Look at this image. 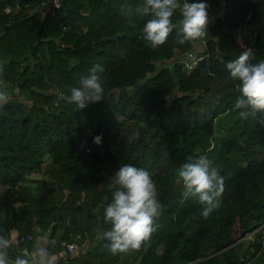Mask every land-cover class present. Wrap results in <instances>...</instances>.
Segmentation results:
<instances>
[{
  "label": "trees",
  "instance_id": "16d2710c",
  "mask_svg": "<svg viewBox=\"0 0 264 264\" xmlns=\"http://www.w3.org/2000/svg\"><path fill=\"white\" fill-rule=\"evenodd\" d=\"M50 2L0 0V90L5 81L13 93L0 108V235L12 241L17 231L7 257L46 237L52 264H264V113L239 116L240 81L226 68L246 49L250 62L264 60V0H179L209 5L205 41L178 43L177 9L156 49L143 33L150 17L135 14L144 0ZM191 50L208 55L188 71ZM95 64L105 69L103 99L78 110L61 93ZM200 155L225 181L207 219L198 197H182L176 174ZM123 165L149 172L161 210L146 246L113 255L104 210ZM70 242L78 253L60 255Z\"/></svg>",
  "mask_w": 264,
  "mask_h": 264
},
{
  "label": "clouds",
  "instance_id": "9594fccd",
  "mask_svg": "<svg viewBox=\"0 0 264 264\" xmlns=\"http://www.w3.org/2000/svg\"><path fill=\"white\" fill-rule=\"evenodd\" d=\"M209 5L205 2L184 3L179 0H144L135 14L150 17L143 26L145 39L153 49L166 43L173 32L172 17L177 9L182 15V26L177 32L178 43L202 42L207 36L209 24ZM124 14L133 23V10L123 6ZM252 50H244L237 59L226 64L232 78L240 81V97L235 101L234 108L239 111L242 119L264 113V60L250 62ZM105 69L95 64L86 76L80 78L79 86L70 89V95L63 99L82 110L90 103L103 99L104 88L101 75ZM3 67L0 66V75ZM8 103V96L0 90V108ZM178 181L182 183V197H198L203 205L200 212L207 219L219 208L224 192V177L205 155L183 163L176 171ZM112 200L104 210V222L110 230L102 233V239L108 241L111 254H127L140 251L151 240L157 230L154 224L160 215L161 204L157 199L155 185L149 172L132 165H123L113 175ZM107 199V197L105 198ZM11 239L0 235V264H8L7 250L11 247ZM50 243L46 237H37L34 250L26 251L23 257H16L14 264H52L48 248Z\"/></svg>",
  "mask_w": 264,
  "mask_h": 264
},
{
  "label": "built area",
  "instance_id": "2783aa9c",
  "mask_svg": "<svg viewBox=\"0 0 264 264\" xmlns=\"http://www.w3.org/2000/svg\"><path fill=\"white\" fill-rule=\"evenodd\" d=\"M61 1L62 0H51L50 4L47 3V5H49V8H51L52 6L59 7L61 5ZM44 5H46V4L44 3ZM6 10L7 11H10L11 10V7L8 6ZM211 16L214 17L213 14ZM207 55L208 54L201 53V52H198V51H192V50L191 51H188L186 53V55H185V58H184V62H185V65H186L188 71L194 70L199 65V63ZM96 141H98V142L100 141V136H96ZM29 238H32V237L29 236ZM16 239H15V241H13V243H17ZM21 239L22 240H25V236H23ZM79 249H80V245L77 242L66 243L65 250L62 251L60 255H65L67 251H70V252L72 251V252L78 253ZM21 251H22V253H25L26 251L30 252V250H29L28 247L22 248Z\"/></svg>",
  "mask_w": 264,
  "mask_h": 264
},
{
  "label": "rangeland",
  "instance_id": "374dc122",
  "mask_svg": "<svg viewBox=\"0 0 264 264\" xmlns=\"http://www.w3.org/2000/svg\"><path fill=\"white\" fill-rule=\"evenodd\" d=\"M213 19H214V17L211 16V14H209V24L208 25H210L212 23ZM239 41H240V43H243L242 35L239 36ZM3 84L5 86V92H6L7 96H8V98L11 97V96H13L12 95L13 93L11 92V88H10L11 85L8 84V83H6L5 81H3ZM230 123H231V118H227L226 121L223 123V125H221V127L218 128V131L216 132V136L217 137H223V136H225L227 134V132H228V127H229ZM38 176H39L38 173H34L31 177H34L35 178V177H38ZM6 188H7L6 185H0V192H3ZM13 235L14 236H13V240L12 241H15L16 234H13ZM236 237L239 238V237H242V236H240V234L237 233L236 234ZM247 237H250V235L247 234L243 239H245ZM86 245H88V247H89V243H86ZM14 260L15 259L8 258V264H14Z\"/></svg>",
  "mask_w": 264,
  "mask_h": 264
},
{
  "label": "water",
  "instance_id": "95a60500",
  "mask_svg": "<svg viewBox=\"0 0 264 264\" xmlns=\"http://www.w3.org/2000/svg\"><path fill=\"white\" fill-rule=\"evenodd\" d=\"M263 226H264V224H263ZM259 228H260V227H259ZM254 231H256V230H254ZM254 231L248 233V235H252V233H254ZM246 235H247V234H246ZM246 235H245V236H246ZM245 236H243V237H241L240 239H238L237 242L241 241ZM222 250H223V249H222ZM222 250L217 251V252H215V253H213V254H210V255L207 256L206 258L211 257V256H213V255H216V254H218L219 252H221Z\"/></svg>",
  "mask_w": 264,
  "mask_h": 264
},
{
  "label": "crops",
  "instance_id": "0c3cea01",
  "mask_svg": "<svg viewBox=\"0 0 264 264\" xmlns=\"http://www.w3.org/2000/svg\"><path fill=\"white\" fill-rule=\"evenodd\" d=\"M15 232H16V233H15ZM13 234H16V235H17V231H13V232H12V240H13V236H14Z\"/></svg>",
  "mask_w": 264,
  "mask_h": 264
}]
</instances>
